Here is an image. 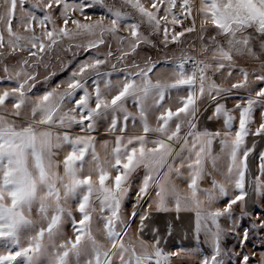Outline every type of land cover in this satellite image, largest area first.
<instances>
[{"label":"snow or ice","instance_id":"obj_1","mask_svg":"<svg viewBox=\"0 0 264 264\" xmlns=\"http://www.w3.org/2000/svg\"><path fill=\"white\" fill-rule=\"evenodd\" d=\"M0 82V264H264V0H0Z\"/></svg>","mask_w":264,"mask_h":264},{"label":"rangeland","instance_id":"obj_2","mask_svg":"<svg viewBox=\"0 0 264 264\" xmlns=\"http://www.w3.org/2000/svg\"><path fill=\"white\" fill-rule=\"evenodd\" d=\"M101 51H103V49H101ZM173 51H174V49L172 47H169L168 49L161 48L158 51H152L150 54L153 56L154 59L163 60V55H164L165 52H167L168 55H172ZM90 54H91V50H89V52H80L78 55H76L74 57L72 52H62V53H60V60L59 61L55 60L54 58H50L49 61H48L49 64H50V70H54L56 72V75L54 77H52L50 83H55L59 79L67 77L69 75V73L71 72L72 68L75 67L76 63L79 60H83L84 58H86ZM69 60L72 61V63L67 64V67H62V62L69 61ZM166 67H171V66L167 65ZM40 71H41V73L46 75V73L44 72L43 67H41ZM0 83H3V82H0ZM36 87H37V89L44 88L45 87L44 82L42 80L39 81L37 83ZM173 94L175 95V93H173ZM227 105H228V107L232 106L231 103H227ZM129 108L130 109L132 108L131 102H129ZM97 139L99 141V140H103V139H111V137L103 134V130H101V132L97 134ZM259 148H260V145H259V142H258V150H259ZM97 149H98V151L102 152V149L100 148L99 144L97 146ZM131 199H134V192L132 193ZM254 199L256 200L257 204L262 202L259 195H256L254 197ZM65 231L70 235L71 234L70 226H66ZM192 237H193V239H192L193 243L192 244H190V245L181 244V245H179L177 247L193 248V249L202 248L205 251H208V245H206V244H204L202 242L203 241V236H201V240L200 241H197L194 238V235ZM253 243L257 247L259 246L260 241H259V239L256 236L253 237ZM253 243H249L248 247L252 248L253 247ZM235 244H236V240H235V238L233 236L229 235L228 237H226V241H225V246L226 247H232ZM226 259L229 260V264H235V259L234 258H226ZM195 260H196L195 256L189 257V258H185L181 262V264H195Z\"/></svg>","mask_w":264,"mask_h":264},{"label":"crops","instance_id":"obj_3","mask_svg":"<svg viewBox=\"0 0 264 264\" xmlns=\"http://www.w3.org/2000/svg\"><path fill=\"white\" fill-rule=\"evenodd\" d=\"M233 99L229 98L227 100V103L233 104ZM231 107V106H229ZM210 114V113H209ZM203 119V118H202ZM222 121L221 120H214V121H209L205 126L213 128V127H221ZM174 215V214H173ZM184 217V222L182 226L177 228L172 235L169 237L167 241V247L172 250L175 247L181 245V244H192L193 242V232L192 229L188 226V221L191 219H194V211H188L185 213H182ZM163 221H171L172 217L171 216H164L162 218ZM161 227H163V223L161 224Z\"/></svg>","mask_w":264,"mask_h":264}]
</instances>
